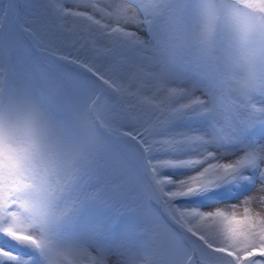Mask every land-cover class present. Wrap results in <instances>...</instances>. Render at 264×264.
I'll use <instances>...</instances> for the list:
<instances>
[{
    "label": "snow or ice",
    "instance_id": "6c2138e0",
    "mask_svg": "<svg viewBox=\"0 0 264 264\" xmlns=\"http://www.w3.org/2000/svg\"><path fill=\"white\" fill-rule=\"evenodd\" d=\"M68 3L0 0V264H264V0Z\"/></svg>",
    "mask_w": 264,
    "mask_h": 264
},
{
    "label": "rangeland",
    "instance_id": "374dc122",
    "mask_svg": "<svg viewBox=\"0 0 264 264\" xmlns=\"http://www.w3.org/2000/svg\"><path fill=\"white\" fill-rule=\"evenodd\" d=\"M68 6L71 7V0H69V3H68ZM247 195H258L257 191L255 189L251 190L250 192L247 193ZM243 197H241L242 199ZM235 203L239 204L240 203V200H235L234 201ZM252 207L255 209V210H260L261 208V205L259 203H254L252 205ZM205 210H209V209H205ZM239 211H242V208L239 209Z\"/></svg>",
    "mask_w": 264,
    "mask_h": 264
},
{
    "label": "trees",
    "instance_id": "16d2710c",
    "mask_svg": "<svg viewBox=\"0 0 264 264\" xmlns=\"http://www.w3.org/2000/svg\"><path fill=\"white\" fill-rule=\"evenodd\" d=\"M0 243H2V242H0Z\"/></svg>",
    "mask_w": 264,
    "mask_h": 264
}]
</instances>
